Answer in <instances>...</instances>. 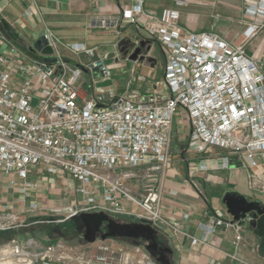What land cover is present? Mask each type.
<instances>
[{
  "label": "built area",
  "instance_id": "2783aa9c",
  "mask_svg": "<svg viewBox=\"0 0 264 264\" xmlns=\"http://www.w3.org/2000/svg\"><path fill=\"white\" fill-rule=\"evenodd\" d=\"M253 1L244 15L262 23L249 26L239 43H229L212 33H180L175 28L177 11H165L156 18L144 12L141 1L122 10V22L142 30L162 50L163 83L168 92L165 99L152 94L141 100L112 96L105 106H98L94 99L80 103L75 89L79 69L69 67L54 53L56 63H28L16 48H8L0 56V172L24 181L18 189L22 193L32 187L26 182L28 168L41 166L51 175L67 174L76 184L75 194L81 197L78 208L67 218L82 212H104L112 218L130 215L133 221L156 223L161 218L153 187L148 185L144 198L136 200L124 184L132 175L113 176L112 172L138 166H148L151 172L169 167L171 131L178 110L188 119L189 151L218 148L251 163L256 154L264 152V72L247 54L250 41L264 30V0ZM187 3L176 1L178 6ZM43 37L52 47V34L47 31ZM10 64L22 76L17 85ZM87 69L108 75L96 62ZM223 161L221 166L226 168L227 161ZM200 170L206 167L202 165ZM99 191L100 202L95 197ZM122 201L133 205L135 213L127 212ZM29 209L34 211L36 206L32 204ZM23 215L4 208L0 232L38 223ZM215 226L233 233L234 248L241 245L242 230L237 224L215 220L206 231L213 232ZM198 241L196 238L192 243ZM65 249L59 241L33 252V260L25 259L30 253L23 246L14 245L11 251L23 257V264H53L64 258L61 253ZM117 252L127 255L123 248ZM109 261L107 254L92 263Z\"/></svg>",
  "mask_w": 264,
  "mask_h": 264
},
{
  "label": "crops",
  "instance_id": "0c3cea01",
  "mask_svg": "<svg viewBox=\"0 0 264 264\" xmlns=\"http://www.w3.org/2000/svg\"><path fill=\"white\" fill-rule=\"evenodd\" d=\"M139 1L144 12L156 18H161L165 11H177L179 18L175 28L182 34L212 33L230 43L241 42L249 26L262 23L244 15L253 0H185L188 3L182 6L176 5L178 0H0V21L6 22L18 34L17 41H8L0 32V56L14 47L28 63L43 60L30 48L49 31L55 38V49L68 66L81 71L75 88L78 102L94 99L98 106H105L112 96L141 100L152 94L165 99L168 92L163 83L164 57L157 42L152 41L147 53L154 63L124 61L130 63L133 73L129 83L133 91L130 93H118L117 83L115 89L96 88V83L112 79L87 69L90 63L105 61L111 54L107 66L117 65L120 61L117 45L123 39L138 42L139 35L150 39L142 30L124 24L121 19L122 10L132 8ZM250 43L249 56L263 71L264 30L259 31ZM155 45L162 54V62L152 54ZM71 46L80 47L82 51H74ZM8 67L13 72L14 82L19 84L22 76L13 64ZM2 69L0 65V71ZM189 134L187 116L180 109L174 116L169 146L170 158L176 156L179 159L172 161L171 167L151 172L148 166H138L115 170L112 175H132L124 184L136 200L144 198L148 185L158 194L157 207L164 227L158 234V241L172 250L170 264H264V245L246 228H241L242 243L238 248L231 245L233 233L223 226H215L210 233L206 231L215 220H232L222 203L227 192H235L248 201L264 205V152L256 154L251 163L218 148L195 153L187 148ZM224 159L226 168L221 166ZM202 165L206 167L205 171L200 170ZM26 182L32 187L22 193L18 189L24 181L16 175L0 172V212L7 208L32 221L45 218L48 213L70 212L78 208L81 201L75 194V182L65 173L51 175L41 166L31 167ZM95 197L101 201L100 191ZM122 202L127 212L135 213L133 205ZM32 204L36 206L34 211L29 209ZM128 217L133 221L132 216ZM196 238L199 241L193 244L192 240ZM124 246L128 247L116 239L95 241L88 244L87 251L84 249L78 254L81 257L76 258L77 264H91L94 258L107 254L109 264L148 263L139 255L138 248L129 249L126 256L118 253Z\"/></svg>",
  "mask_w": 264,
  "mask_h": 264
},
{
  "label": "water",
  "instance_id": "95a60500",
  "mask_svg": "<svg viewBox=\"0 0 264 264\" xmlns=\"http://www.w3.org/2000/svg\"><path fill=\"white\" fill-rule=\"evenodd\" d=\"M0 32L8 41H17L18 34L14 29L4 21H0ZM140 48L134 50L128 55L127 45L134 47V43L130 40H121L117 47L121 54L120 47L126 45L123 58L131 62L143 63L153 62L154 60L147 57V53L151 48L152 41H146L142 35H139ZM147 43L145 54H141V48ZM31 52L39 54L43 57V61L47 64L56 63V58L53 57V49L48 45L44 37L35 41L31 48ZM112 54L108 56V60L96 62L97 65H108L111 62ZM112 86L111 80H104L95 84L96 88H109ZM222 203L226 207L228 214L231 216L232 224H237L241 228H246L253 236L260 239L264 245V205L256 201H248L245 197L238 195L235 192L225 193ZM78 218L84 226L83 241L87 244H93L97 239L102 241L108 239H126L133 241L146 242L145 250L149 256L157 264H170L169 258L172 256V250L168 247H162L158 244V234L164 231V227L160 222L153 223L149 220L134 219L133 222H128L130 219L127 215H117L112 218L104 212L78 214ZM102 228L104 232H102ZM264 256V250H263Z\"/></svg>",
  "mask_w": 264,
  "mask_h": 264
},
{
  "label": "rangeland",
  "instance_id": "374dc122",
  "mask_svg": "<svg viewBox=\"0 0 264 264\" xmlns=\"http://www.w3.org/2000/svg\"><path fill=\"white\" fill-rule=\"evenodd\" d=\"M152 41V40H151ZM55 39H53L52 41V48L54 50V57H62L57 50L55 49L56 43H55ZM132 42V41H131ZM230 43V42H229ZM231 43H236V42H231ZM251 43H249V45L247 46V54L248 53V48L250 47ZM32 46V45H31ZM27 51V50H25ZM120 58H119V62L117 65L115 66H107V65H103L107 72L108 75L104 76V77H111L113 84H112V88L115 89L116 87V83H117V88L120 90L118 91V93L121 92H128L130 93L131 91H133V88H131L129 86L132 74L130 71V63L131 61L127 60V58H123L121 54L117 53ZM152 54H154V56L156 57L158 62H162V54L159 51V48L157 47V45L154 46V50L152 51ZM43 58V57H42ZM264 58V47L262 50V59ZM108 60V59H107ZM129 61V62H124V61ZM101 62H103L102 60H99ZM134 63V62H133ZM262 67H263V71H264V63H262ZM126 93V94H128ZM121 95V94H120ZM35 105V102L33 103V106ZM171 141V139H170ZM224 151V150H223ZM168 151V156H169V162L170 165L169 167H171L172 165V161L178 160L179 157L175 158H170ZM227 153V152H226ZM228 154V153H227ZM229 155V154H228ZM231 157V156H230ZM76 187V185L74 186V188ZM260 199H262V196L260 197ZM69 212H64L61 215H59V213H48L46 214L44 217L45 218H41L37 220V224L35 225H30L26 228L23 229H19V233L27 230V228H30L31 226H37V225H43V224H52V226H57L58 224L63 223L66 220H69L71 217L67 218ZM84 234V226H83V231L82 233L77 234L76 236H68L65 238H58L55 242H51L50 238L46 237V236H42L36 239H32L30 238L26 233L20 234L16 237L15 240L9 242V243H3L0 244V264H23L21 263L20 260L23 259V257H18L16 255H14L11 251V249L13 248L14 245H20L23 246L25 248V250L27 252L30 253L29 256H27L25 259L26 260H33V258L31 257L33 252H39L41 251L43 248H46L47 246H51L56 244L57 242H62L66 249L61 253V255L64 257L63 259H60L58 262H54L53 264H77L79 260H77V257H81L78 254L83 253L82 250H86V248H88V244L85 243L83 241V236ZM110 240H115V239H110ZM100 241V239H97L96 242ZM117 241V240H116ZM119 243H122L124 245H127L128 247L123 248L124 253H128L129 249H139V255H141L144 260H148L147 262H150L151 264H157L150 256L149 254L146 252L145 250V245L141 242L137 243V244H130L127 243L126 241H120L118 240ZM115 242V241H114ZM77 249V250H76ZM81 259V258H80ZM35 264V263H33ZM93 264V263H91Z\"/></svg>",
  "mask_w": 264,
  "mask_h": 264
},
{
  "label": "trees",
  "instance_id": "16d2710c",
  "mask_svg": "<svg viewBox=\"0 0 264 264\" xmlns=\"http://www.w3.org/2000/svg\"><path fill=\"white\" fill-rule=\"evenodd\" d=\"M83 225L78 218V215L71 217L69 220L64 221L57 226H52V224H43L37 226H31L27 230L19 233V231H5L0 232V244L9 243L16 239L20 234L26 233L30 238L36 239L39 237H48L51 242H55L58 238H65L68 236H76L82 233ZM120 241H126L130 244H137L136 241L126 240V239H116Z\"/></svg>",
  "mask_w": 264,
  "mask_h": 264
},
{
  "label": "flooded vegetation",
  "instance_id": "af4514ba",
  "mask_svg": "<svg viewBox=\"0 0 264 264\" xmlns=\"http://www.w3.org/2000/svg\"><path fill=\"white\" fill-rule=\"evenodd\" d=\"M146 41H151V40L145 38V42H146ZM140 42H141V40H139L138 42H131V43H134V47H133V48H131V45H127V47H128V55H130L134 50L140 48ZM125 47H126V45H123V46H121V47L119 48L120 51H121V55L125 52V49H124ZM146 47H147V43L144 45L143 48H141V54H145V49H146ZM129 221H130V222H133L132 220H128V222H129ZM102 232H104L103 228H102ZM136 242L139 243V242H141V241H136ZM157 242H158V244H159L160 246H162L158 240H157ZM142 243H143L144 245H146V242L142 241ZM162 247H164V246H162ZM166 257L169 258L168 256H166ZM169 260H170V258H169Z\"/></svg>",
  "mask_w": 264,
  "mask_h": 264
}]
</instances>
